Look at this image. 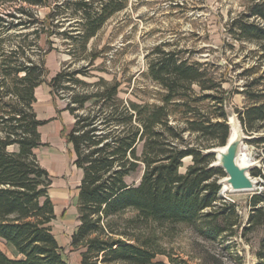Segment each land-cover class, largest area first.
I'll return each mask as SVG.
<instances>
[{
  "label": "trees",
  "instance_id": "obj_1",
  "mask_svg": "<svg viewBox=\"0 0 264 264\" xmlns=\"http://www.w3.org/2000/svg\"><path fill=\"white\" fill-rule=\"evenodd\" d=\"M100 5L98 11L85 8L83 34L70 36L82 50L124 7L115 0ZM7 17L12 19L4 25ZM44 23L25 6L0 14V239L12 248L8 254L0 247V264H69L52 231L51 178L35 152L43 144L39 128L46 120L37 116L34 92L46 81L45 56L52 49L38 42ZM31 24L35 27L28 31ZM19 25L28 32L17 33L20 38L11 46L3 43L2 34ZM228 33L237 41L255 42L264 53V0H250L231 18ZM178 53L153 49L148 76L163 90L158 103L124 99L119 79L92 74L87 66L67 65L47 81L53 97L67 98L63 109L73 117L66 139L81 178L70 245L80 250V264H165L153 260L164 253L152 238L160 226L184 224L205 240L236 233L235 205L222 202L220 195L225 173L212 166L215 154L207 152L224 146L229 135L223 78L216 76L215 63ZM261 79L242 90L251 101L236 110L243 132L255 131L264 121V91L251 88ZM187 157L190 162L181 170ZM140 169L139 180L128 182ZM249 172L261 178L262 190L249 199V225L241 236L264 226V159L261 168ZM256 255L264 264V251Z\"/></svg>",
  "mask_w": 264,
  "mask_h": 264
},
{
  "label": "rangeland",
  "instance_id": "obj_2",
  "mask_svg": "<svg viewBox=\"0 0 264 264\" xmlns=\"http://www.w3.org/2000/svg\"><path fill=\"white\" fill-rule=\"evenodd\" d=\"M79 1L42 0V4L37 5L23 0H0V14L3 15L20 6L31 9L46 26L38 42L44 48L48 43L52 47L45 56L46 81L34 92H38L39 97L35 105L38 118L46 120L39 128L43 144L35 152L51 178L49 194L55 211L52 231L61 247L62 257L69 264H80V250L71 247L70 237L78 224L76 198L81 171L73 164V153L66 139L73 123L72 115L63 109L67 98L53 97L47 85L60 68L71 64L84 70L87 66V71L92 74L119 79L120 96L124 99L158 103L163 90L148 76L149 61L155 56L153 49L160 46L165 51H179L181 58L216 64V76H222V86L226 90L227 118L234 114L238 122L236 110L251 102L242 91L245 84L264 76V53L257 44L237 41L228 33L231 18L246 10L250 0H115L124 7L103 22L96 34L87 40L85 50L70 36L83 34L84 11L88 5L91 11H98L100 4L108 0H83L87 2L86 6L80 5ZM11 19L7 17L3 24L7 25ZM16 22L14 19L13 23ZM20 27L4 32L3 43L15 44L20 38L17 33L27 31ZM34 27L31 24L28 31ZM34 38L29 34V40ZM84 78L94 80L93 77ZM251 88L264 91V79ZM76 89H80L79 85ZM256 126L255 131L244 132L247 138L242 142L240 153L253 164L248 173L257 181V188L220 191L222 202L234 203L240 217L239 225L234 227L236 233L205 240L194 228L184 224L160 226L154 230L152 238L164 253H158L154 261L165 264H173L172 260L177 264L259 263L256 253L264 251V226H253L241 236L242 230L249 225V199L262 190L261 178L249 172L252 168H261L264 159V142L260 141L264 137V121ZM195 137L201 138L198 134L193 135ZM189 162L190 158H185L181 170ZM140 175L141 169L127 180L137 182ZM0 247L10 253L1 243Z\"/></svg>",
  "mask_w": 264,
  "mask_h": 264
},
{
  "label": "water",
  "instance_id": "obj_3",
  "mask_svg": "<svg viewBox=\"0 0 264 264\" xmlns=\"http://www.w3.org/2000/svg\"><path fill=\"white\" fill-rule=\"evenodd\" d=\"M230 130V124L227 121ZM233 136L227 139L224 146L216 147L208 150L215 154V160L212 166L220 167L226 176L220 179V183L224 182L230 187L231 191L252 190L257 188V181L254 180L248 173L249 168L253 164L241 166L237 162L238 154L242 142L247 138L243 132L240 121L238 122Z\"/></svg>",
  "mask_w": 264,
  "mask_h": 264
},
{
  "label": "bare ground",
  "instance_id": "obj_4",
  "mask_svg": "<svg viewBox=\"0 0 264 264\" xmlns=\"http://www.w3.org/2000/svg\"><path fill=\"white\" fill-rule=\"evenodd\" d=\"M227 121L230 124V130H229V135H228V139H230L233 136V134H234V132H235V130L239 124H238V120L235 118L234 114L229 115L227 118ZM237 162L241 166H247V165L252 164L249 162V159L244 158L241 153L238 154ZM221 189L225 191L227 189H230V187L227 184H225L224 182H222Z\"/></svg>",
  "mask_w": 264,
  "mask_h": 264
},
{
  "label": "crops",
  "instance_id": "obj_5",
  "mask_svg": "<svg viewBox=\"0 0 264 264\" xmlns=\"http://www.w3.org/2000/svg\"><path fill=\"white\" fill-rule=\"evenodd\" d=\"M40 86V85H39ZM38 86V87H39ZM36 88V90L37 89H39V88ZM39 91V90H38ZM49 94H50V89H49ZM51 95V94H50ZM35 96H36V102H35V104H34V107H35V105L37 104V102H39V97H38V92H36V94H35ZM52 97V96H51ZM36 111V110H35ZM37 113V112H36ZM37 116H38V114H37ZM40 131V130H39ZM41 134V133H40ZM0 243L1 244H3L7 249H8V251L10 252L11 250H12V248L10 247V246H8V245H6L5 243H4V241H2L1 239H0Z\"/></svg>",
  "mask_w": 264,
  "mask_h": 264
}]
</instances>
